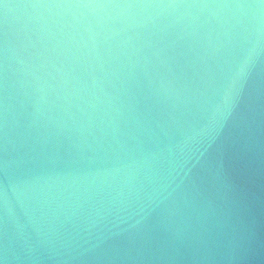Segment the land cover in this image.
Returning a JSON list of instances; mask_svg holds the SVG:
<instances>
[{"label":"water","instance_id":"1","mask_svg":"<svg viewBox=\"0 0 264 264\" xmlns=\"http://www.w3.org/2000/svg\"><path fill=\"white\" fill-rule=\"evenodd\" d=\"M0 264H264V0H0Z\"/></svg>","mask_w":264,"mask_h":264}]
</instances>
